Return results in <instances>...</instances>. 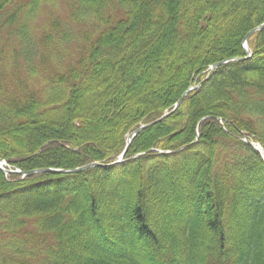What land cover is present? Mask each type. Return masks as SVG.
Segmentation results:
<instances>
[{"label": "trees", "instance_id": "16d2710c", "mask_svg": "<svg viewBox=\"0 0 264 264\" xmlns=\"http://www.w3.org/2000/svg\"><path fill=\"white\" fill-rule=\"evenodd\" d=\"M50 1L23 0L0 32L27 36ZM63 5L79 36L67 59L55 48L62 61L20 77L12 97L0 83V159L12 168L114 162L131 131L200 86L121 163L0 170V264H264V161L241 139L264 147V29L233 60L264 22V0Z\"/></svg>", "mask_w": 264, "mask_h": 264}, {"label": "rangeland", "instance_id": "374dc122", "mask_svg": "<svg viewBox=\"0 0 264 264\" xmlns=\"http://www.w3.org/2000/svg\"><path fill=\"white\" fill-rule=\"evenodd\" d=\"M22 1L14 0L0 14V25ZM25 19L24 13L21 12L15 21L21 23ZM26 26L27 36L23 37L16 36L17 28L9 33L5 26L0 32V83L2 91L7 90L8 98L18 93L16 81L20 77H24L23 83L25 80L30 83L29 76L33 73V69L44 75L42 73L44 67L49 68L50 65L62 61L60 57H56L55 48L61 49L64 54L63 60H66L79 37L77 26L70 23L68 19L63 0H52L38 7L32 19L26 20ZM44 31L51 33L53 43L44 38ZM61 31L67 35L66 38ZM51 44H54V48Z\"/></svg>", "mask_w": 264, "mask_h": 264}, {"label": "water", "instance_id": "95a60500", "mask_svg": "<svg viewBox=\"0 0 264 264\" xmlns=\"http://www.w3.org/2000/svg\"><path fill=\"white\" fill-rule=\"evenodd\" d=\"M264 29V22L260 23L258 26H256L255 28H253L252 30H250L247 35L245 36L244 38V49L247 53L248 52V46H247V40L249 38V36L257 31V30H262ZM226 60H223V61H219V62H216L214 64L211 65L210 67V71L208 73V76L211 74V71L222 65L223 63H225ZM200 84L196 85V86H192L190 88H188L181 96L180 98L176 101V103L174 104L173 108L169 111H166L165 113H163L159 118H157L156 120L148 123V124H142L140 125L139 127H137L136 129L133 130V132H131L128 137H127V140H126V147L125 149L123 150V152L121 153V155L119 156V159L113 163H110L108 165H113V164H116V163H120L121 161L124 160V155L126 153V151L128 150V146L130 144V142L132 141V139L141 131L143 130L144 128L148 127V126H151L163 119H165L167 116H169L182 102V100L184 99L185 95L195 89L196 87H198ZM250 145H252L260 154L263 153V148H258L254 145V143L251 141V140H246ZM181 148L179 149H176L174 150L173 152H177L179 151ZM161 153H169V151H166V152H163V151H160ZM141 153L137 154L136 156H140ZM2 164H5L4 162H0V169L5 172V173H20V174H31V173H35V172H47V173H66V174H71V173H76V172H80V171H83L87 168H91V167H96V166H105V164H102V163H99V162H92V163H89V164H86V165H83V166H80V167H76V168H72V169H59V168H41V169H36V170H31V171H20V170H12V169H7L5 167L2 166Z\"/></svg>", "mask_w": 264, "mask_h": 264}]
</instances>
